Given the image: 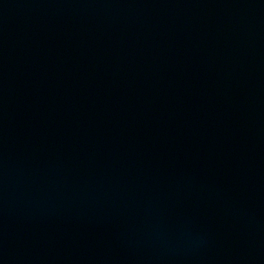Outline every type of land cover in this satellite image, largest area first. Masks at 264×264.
I'll list each match as a JSON object with an SVG mask.
<instances>
[{
	"label": "water",
	"instance_id": "95a60500",
	"mask_svg": "<svg viewBox=\"0 0 264 264\" xmlns=\"http://www.w3.org/2000/svg\"><path fill=\"white\" fill-rule=\"evenodd\" d=\"M0 264H264V0H0Z\"/></svg>",
	"mask_w": 264,
	"mask_h": 264
}]
</instances>
